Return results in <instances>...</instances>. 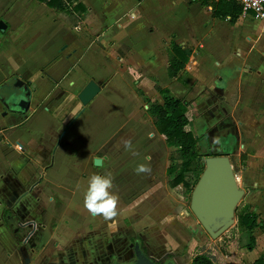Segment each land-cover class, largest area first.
<instances>
[{"label":"crops","instance_id":"0c3cea01","mask_svg":"<svg viewBox=\"0 0 264 264\" xmlns=\"http://www.w3.org/2000/svg\"><path fill=\"white\" fill-rule=\"evenodd\" d=\"M219 2L78 0L88 13L79 25L69 28L60 13L35 0H0V22L6 25L0 34L21 24L24 27L20 48L12 47L9 55L0 51V91H20L16 84L22 81L23 90L31 94L25 114H9L1 104L6 95L0 94V264H61L68 250L76 252L78 246L87 250L85 240L102 224L103 231L113 229L115 220L128 214L136 213L137 222L166 218L172 229V220L181 222L188 216L184 210L176 219L173 215L179 201L171 191L186 190L182 185L171 187L179 173L167 174L174 148L150 119L143 121L137 113V152L133 147L115 146L114 140L124 133L125 120L133 114L123 112L124 100L117 93L97 84L111 69L102 64L101 52L94 51L87 40L92 35L113 48H129L130 53L112 69L118 71L122 63L135 60L137 112L141 106L138 93L159 105L165 96L186 102V131L202 145L200 153L241 157L238 164L246 190L243 209L256 219L251 235L254 245L246 248L247 235L236 229L241 238L247 237L241 248L237 247L238 236L229 232L214 244L203 237L198 246L205 245L215 264H264V23L241 11L236 19L217 17L214 12ZM172 46L185 53L187 62L171 80L167 68ZM67 79V89L79 91L78 95L91 81L101 88L100 93L108 91L105 103L116 108L114 113L96 120L87 106L71 120L66 115L58 118L41 105L52 100L50 93L44 99L33 98L45 91H60ZM32 84L37 88L31 89ZM103 122L107 124L105 142L97 140L94 146ZM242 149L244 156H240ZM95 159L101 160L100 167L94 166ZM140 165L147 170L138 172ZM92 174L113 178L118 203L117 215L110 219L93 216L84 206ZM134 188L135 200L128 191ZM124 233L128 238L137 233L146 238V232L133 227ZM222 242L226 247L220 244L223 248H217ZM190 245L167 252L180 255V264H184ZM148 248L154 252L153 246Z\"/></svg>","mask_w":264,"mask_h":264},{"label":"rangeland","instance_id":"374dc122","mask_svg":"<svg viewBox=\"0 0 264 264\" xmlns=\"http://www.w3.org/2000/svg\"><path fill=\"white\" fill-rule=\"evenodd\" d=\"M34 2V1H33ZM34 5H36L37 3L34 2ZM78 4V3H77ZM81 5V3H80ZM83 7L85 8V12H79V11H75V9H71L68 10L67 13H58L59 17H61L65 23V25L67 27H76L77 25H79L85 18V16L88 13L87 7H85L83 5ZM244 29L245 31L248 30V25L244 24ZM23 25L21 24L20 26H18V28L16 30H12L9 32H5L4 34H0V51L3 52L4 54H8L11 52L12 47L13 48H20L21 46V33L23 31ZM72 29V28H71ZM85 36V35H84ZM86 37V36H85ZM87 40L91 41L93 43V49L94 51H100L101 52V61L102 64L104 66H110L109 69H111V73L100 83H97L99 86L105 87L110 89L111 91H113L114 93H117L119 95V98L122 100H124V109L123 112L124 113H130L133 114V116L131 117V119H126L125 123L123 125V127L121 128V130H124L123 134L118 138L115 139L114 142L116 143L115 146L116 147H125V142L126 141H130L131 142V147L136 148L137 152V113L139 114V116L141 117V120L145 121V120H149L152 122L151 117L148 114V108L150 106V104H153L155 102H152L151 100H146L141 98V94L138 93V97L140 98L141 101V106L139 107V110L137 112V67L134 66L135 60H132L131 62L128 63H122L120 66V70H114L112 68H116L115 66L116 63L118 61H120L121 58H124L127 54L130 53V50L128 47L123 46V47H119V48H113L111 44H107V42L104 43V41H100L98 39L97 36L92 35V36H88ZM31 43H29L30 45ZM14 56L10 55V58H12ZM129 60V59H128ZM136 63V62H135ZM114 70V71H113ZM36 83H38V80H35ZM68 82H70V79H67V81L65 82L64 85L61 86L60 91L56 90V91H45L43 95H35L33 98H39V99H44L46 98V94L50 93V95L52 96V100H47V101H42L41 105H43L42 107H45L49 110V113L55 117H61V116H68V119L71 120L73 119L77 114H79L82 110V106L80 105V103L77 100V95L79 93V91L77 90H68ZM39 84V83H38ZM31 89H35L37 88V85L32 84L31 85ZM46 89L48 90V88L46 87ZM19 89H12V88H2V92L5 93L6 96H9L10 94H15L16 95H20V91H18ZM108 91H105V94L100 93L95 100L88 105V107L90 108L91 111H93L94 116L97 118H102L103 116H106L108 114H112L114 113V111L116 110V108H113L111 106H108L105 101L108 100V96L107 93ZM62 93V94H61ZM13 96V97H14ZM56 99V101H55ZM48 102V104L46 105V103ZM144 106L147 107V110L144 108ZM86 107V108H88ZM41 113H44L41 111ZM68 125V124H67ZM103 127L100 128V130H98L99 133H97L96 136H94V146H98L97 140L101 141V144L103 142H105V132L106 130V125L103 122ZM193 126H191V129ZM101 146V145H100ZM201 144L200 142H198L197 144V148L200 149L201 148ZM126 148V147H125ZM127 150H133L131 148H126ZM175 150V149H174ZM201 154H205V150H201ZM242 152L240 153V156H244V152L245 150L242 149ZM173 151H171L170 153H172ZM238 152V150H237ZM246 151L245 154H247ZM169 153V154H170ZM230 159L231 164L233 165V172L234 175L237 179V184L239 186V188L241 190H243L246 193V190L243 186V170L241 169V164H238V161L241 157H238L237 153L228 156ZM169 160V158H168ZM205 160V159H204ZM241 160V159H240ZM204 164V161H203ZM244 167V166H243ZM107 173V172H106ZM201 176V175H200ZM186 179L195 180V177L192 175H188L186 177ZM199 180V179H198ZM198 182V181H197ZM197 184V183H196ZM195 184V185H196ZM195 187V186H194ZM177 189V188H176ZM194 189V188H193ZM130 193V197L133 198L134 200L137 198V188L135 189H131L128 190ZM172 195L174 196L173 198L176 201H179V206H176V210L175 213L173 214L175 219L176 217L179 216V213L184 211L188 212V216L185 217V219L179 220L178 221H174L172 220L174 223L173 229L169 226V224H166V218H158V219H153V218H148V219H141L140 221L137 222V214H128L127 218L120 220V218H117L115 220V225L119 226V227H125V229H131L133 227V229H135L137 232H146V234H144V236H146V238L148 240H152L154 241L152 244L153 246H155V251L153 252L152 256L154 258L159 259L158 257L161 256V254L172 250V248H177L179 250H181L183 247L186 246V244H190L189 246L190 250H186V256L183 257V261L184 264H187L188 261H190L193 256H197L198 253L204 254L206 253V255H208V251L207 248L205 247V245H200V247L198 246L200 243V240L204 237L208 240V242L210 244H214L213 242H217L214 240H211L201 229V227L199 226V224L197 223V221L195 220V218L193 217V215L190 212V198H191V194H187L185 193V191L181 188L178 187V190H173L171 191ZM245 198L246 196H243V198L240 200V202L238 203L237 209H236V213H235V218H234V224L233 226L229 229V234L235 236H238L237 241V247L241 248L242 247V243L243 241H245V238L247 239V237H242L238 235L237 231H236V226H237V216L238 214H240V212L242 211L244 205H245ZM186 200V201H185ZM184 205H180L182 203ZM171 219H167V222H170ZM156 223V224H155ZM190 225V229H194L197 233V235H193L190 232V229L188 228ZM184 225V226H183ZM101 226L105 227L104 224H102ZM238 230V229H237ZM239 233H241L239 231ZM228 241V240H226ZM223 244L222 246L226 247V243L224 244L222 243H217L216 247L219 249H222L223 247L220 245ZM195 245V246H194ZM159 248H157V247ZM215 247V248H216ZM195 248V249H194ZM192 249L194 250L193 253ZM188 251H190L188 253Z\"/></svg>","mask_w":264,"mask_h":264},{"label":"trees","instance_id":"16d2710c","mask_svg":"<svg viewBox=\"0 0 264 264\" xmlns=\"http://www.w3.org/2000/svg\"><path fill=\"white\" fill-rule=\"evenodd\" d=\"M41 4H44L49 9H53L57 13H67L74 3L78 0H35ZM75 11L85 12V8L79 3L74 7ZM240 7L230 0L229 3L220 0L217 9L214 14L217 17L225 18L227 16L236 19L240 13ZM173 57L169 60V66L167 68V76L169 79H175L179 72L183 69L187 62L185 53L177 46H172ZM161 94L166 92L156 89ZM188 104L182 102L170 96H165L163 104L158 103L150 104L148 108V114L152 119V124L157 132L165 137L169 146L175 150L169 154V161L171 166L167 169L169 176L174 175L177 171L178 176L171 182V187L175 188L178 185L186 190L187 194H191L195 184L197 183L200 175L203 172V161L207 157L219 156V155H205L201 154L197 148L198 141L193 135L186 131L188 126V119L186 117ZM191 174L195 177V180H185V175ZM256 227V219L252 214L248 213L247 208L242 209L237 216L238 231L245 233L248 237L249 244L246 246L248 249H252L254 245V239L252 238V231ZM191 264H215L210 256L206 254L197 255L192 259Z\"/></svg>","mask_w":264,"mask_h":264},{"label":"water","instance_id":"95a60500","mask_svg":"<svg viewBox=\"0 0 264 264\" xmlns=\"http://www.w3.org/2000/svg\"><path fill=\"white\" fill-rule=\"evenodd\" d=\"M6 30V25L0 22V32ZM24 83L18 81L17 88ZM101 88L93 81L78 95V101L86 108L100 93ZM31 94L26 89L25 96L16 95L12 98L9 110L11 114H25L30 107ZM94 166L100 167L101 160L95 159ZM245 195L237 184L233 168L228 156H211L204 160V168L190 198V212L211 239L218 240L229 231L234 224L238 203ZM135 262L132 264H156L139 245L135 246ZM118 264V263H114ZM165 264H175L168 261Z\"/></svg>","mask_w":264,"mask_h":264},{"label":"flooded vegetation","instance_id":"af4514ba","mask_svg":"<svg viewBox=\"0 0 264 264\" xmlns=\"http://www.w3.org/2000/svg\"><path fill=\"white\" fill-rule=\"evenodd\" d=\"M0 94L3 95L2 90ZM20 96H25L26 92L23 88L20 89ZM15 94H10L6 96L3 101H1L2 106L5 110L10 113L9 106L11 105L10 100ZM14 117V116H12ZM15 118V117H14ZM16 127V124H14ZM13 125V126H14ZM113 229L102 230L101 226L99 231L95 234L90 235L86 240V249L78 246L76 252L70 251L62 257L61 264H132L135 262V246L138 244L140 249L145 255L152 259L156 264H165L168 261H173L175 264H180V255L173 254L171 252L162 253L160 257L154 258L152 256L153 252L149 250L148 246H153L152 240H148L139 233L136 236L128 238L124 233L127 232V228L113 226ZM95 230V229H94ZM191 234L197 235L195 228L192 229ZM151 245V246H150ZM195 246V245H194ZM157 247V246H156ZM159 248V247H157ZM80 250V251H79ZM155 246H153V251H155Z\"/></svg>","mask_w":264,"mask_h":264},{"label":"clouds","instance_id":"9594fccd","mask_svg":"<svg viewBox=\"0 0 264 264\" xmlns=\"http://www.w3.org/2000/svg\"><path fill=\"white\" fill-rule=\"evenodd\" d=\"M126 148H131V142H125ZM143 165L137 171H146ZM113 178L110 174H92L87 181L84 193V206L93 216H103L110 219L117 215L118 199L114 191Z\"/></svg>","mask_w":264,"mask_h":264},{"label":"built area","instance_id":"2783aa9c","mask_svg":"<svg viewBox=\"0 0 264 264\" xmlns=\"http://www.w3.org/2000/svg\"><path fill=\"white\" fill-rule=\"evenodd\" d=\"M234 2L240 7L243 16H251L264 23V0H234Z\"/></svg>","mask_w":264,"mask_h":264}]
</instances>
